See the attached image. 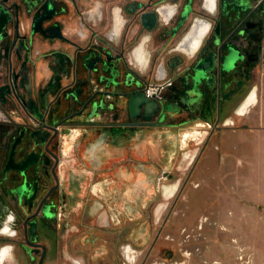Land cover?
Listing matches in <instances>:
<instances>
[{
  "label": "flooded vegetation",
  "instance_id": "1",
  "mask_svg": "<svg viewBox=\"0 0 264 264\" xmlns=\"http://www.w3.org/2000/svg\"><path fill=\"white\" fill-rule=\"evenodd\" d=\"M0 1L3 264H135L165 207L162 179L177 156H196L192 117L174 115L247 94L264 61V0H215L214 12L208 0ZM150 41L161 47L154 80L142 70ZM195 67L206 75L194 90ZM134 90L154 110L130 109Z\"/></svg>",
  "mask_w": 264,
  "mask_h": 264
},
{
  "label": "rangeland",
  "instance_id": "2",
  "mask_svg": "<svg viewBox=\"0 0 264 264\" xmlns=\"http://www.w3.org/2000/svg\"><path fill=\"white\" fill-rule=\"evenodd\" d=\"M257 70L236 118L191 143L192 162H172L161 182L165 207L153 216L155 233L135 264H264V61ZM251 97L256 104L239 114ZM175 183L179 189L167 197Z\"/></svg>",
  "mask_w": 264,
  "mask_h": 264
},
{
  "label": "crops",
  "instance_id": "3",
  "mask_svg": "<svg viewBox=\"0 0 264 264\" xmlns=\"http://www.w3.org/2000/svg\"><path fill=\"white\" fill-rule=\"evenodd\" d=\"M70 27V26H69ZM200 34L199 33H194L190 38L189 41H192L193 44L197 43L199 38H200ZM128 40L131 39L132 34L130 32H128ZM63 50L68 51V52H72L74 50V47H62ZM143 58H144V63L142 64V70H143V74L146 75L148 77L149 80H154L155 79V72H156V67L158 65V51L161 49V47H157L153 41H150L148 44V47H144L143 48ZM184 50L182 52L183 57L188 58L193 56L194 54H196L198 52V47H184ZM180 67H177L176 69H172V72L175 73V70H178ZM168 71H170V69L167 68ZM246 94H240V95H234V96H230L225 100H222L221 104H220V100L218 99V97H212L210 102H208V111L206 112H198L196 111L195 108V104L192 103V105L190 106L191 108V113L192 114H188L187 112H183V113H177L174 115V117H192V120L190 121V123L187 124L188 130H189V138L191 139L192 142H194V145H200L203 142H201L203 139V141H207L208 139H210L209 135H211V133H209V129L211 128L210 131L213 130L214 126H218L220 125V123H222L227 117L232 116L233 118H236V107L237 105H239L240 101L244 98ZM254 97L256 98V102L258 101V95L255 92L254 93ZM256 103L252 102L248 105V107H250V105H254ZM250 108H248V110L244 113L240 112V108L238 109L239 114L245 115L247 114ZM208 124V129L203 131L202 126ZM208 133L207 138L204 135H199L200 133L203 134L204 133ZM1 204L4 203V200H2L0 202Z\"/></svg>",
  "mask_w": 264,
  "mask_h": 264
},
{
  "label": "water",
  "instance_id": "4",
  "mask_svg": "<svg viewBox=\"0 0 264 264\" xmlns=\"http://www.w3.org/2000/svg\"><path fill=\"white\" fill-rule=\"evenodd\" d=\"M2 3V1H0ZM1 16V12H0ZM143 20H146V16L142 17ZM102 60L101 58H99ZM224 63H227V61L230 63V66L224 65V69H230L234 62V56H233V48H228V53L223 55ZM98 70V68H96ZM102 70L104 71H110L112 76L116 78L121 74V69L119 67H108L103 61H102ZM206 75V70H200L199 68H194L191 72V81H188V85L191 89L198 88L200 84H202L204 77ZM118 81H116L117 83ZM124 84L126 86H131L132 83L129 80L124 81ZM137 86H140V83H136ZM126 95H129V108L133 110L134 107L137 108H143L145 111H151L154 110V108L157 105V101H152L148 97L145 96V93L143 91H129L126 93Z\"/></svg>",
  "mask_w": 264,
  "mask_h": 264
},
{
  "label": "clouds",
  "instance_id": "5",
  "mask_svg": "<svg viewBox=\"0 0 264 264\" xmlns=\"http://www.w3.org/2000/svg\"><path fill=\"white\" fill-rule=\"evenodd\" d=\"M208 2L212 5V7L209 10L214 12L215 11V0H208ZM210 29H211V25L209 24L206 26V31H208ZM3 231L8 232L9 229L7 227H5ZM11 234L14 235V233H11ZM10 252H11V249L8 247L0 250V264H3L4 259L9 255Z\"/></svg>",
  "mask_w": 264,
  "mask_h": 264
},
{
  "label": "bare ground",
  "instance_id": "6",
  "mask_svg": "<svg viewBox=\"0 0 264 264\" xmlns=\"http://www.w3.org/2000/svg\"><path fill=\"white\" fill-rule=\"evenodd\" d=\"M252 102H254L255 103V99H254V97H251L249 100H248V102H246L247 104H246V108H248V105L250 104V103H252ZM241 109V108H240ZM242 111V113H244L245 112V110L243 109V110H241ZM194 157V156H193ZM178 188H179V184L178 183H175L173 186H171V188H167L166 189V195H167V197H171V196H173L175 193H176V191L178 190ZM165 206V205H164Z\"/></svg>",
  "mask_w": 264,
  "mask_h": 264
},
{
  "label": "built area",
  "instance_id": "7",
  "mask_svg": "<svg viewBox=\"0 0 264 264\" xmlns=\"http://www.w3.org/2000/svg\"><path fill=\"white\" fill-rule=\"evenodd\" d=\"M158 88H159V86H152L150 89H149V92H152V93H154V92H157L158 91Z\"/></svg>",
  "mask_w": 264,
  "mask_h": 264
}]
</instances>
